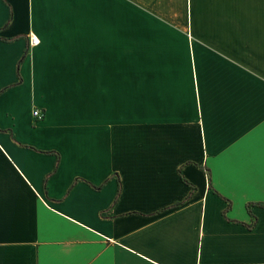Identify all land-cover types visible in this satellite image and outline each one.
Segmentation results:
<instances>
[{
  "label": "crops",
  "instance_id": "1",
  "mask_svg": "<svg viewBox=\"0 0 264 264\" xmlns=\"http://www.w3.org/2000/svg\"><path fill=\"white\" fill-rule=\"evenodd\" d=\"M259 203L264 0H0V264H264Z\"/></svg>",
  "mask_w": 264,
  "mask_h": 264
},
{
  "label": "rangeland",
  "instance_id": "2",
  "mask_svg": "<svg viewBox=\"0 0 264 264\" xmlns=\"http://www.w3.org/2000/svg\"><path fill=\"white\" fill-rule=\"evenodd\" d=\"M145 26H146L145 20L144 19L138 20L136 17V12L132 10V12H130V18H129V44H130L129 54L130 55L135 53V51H132V49L135 48L139 39L141 38L143 40L144 38L146 40V38L149 36L147 34H143L142 32ZM30 44L31 43L29 42V45Z\"/></svg>",
  "mask_w": 264,
  "mask_h": 264
},
{
  "label": "trees",
  "instance_id": "3",
  "mask_svg": "<svg viewBox=\"0 0 264 264\" xmlns=\"http://www.w3.org/2000/svg\"><path fill=\"white\" fill-rule=\"evenodd\" d=\"M26 52H27V49L24 50V52H23L21 58L19 59V61H18V67H19L20 63L23 61V59H24V57H25V55H26ZM200 168H201V169L204 171V173L206 174V179H207L208 185H209V187H211V179H210V172H209V169L206 168L205 166H202V165H200ZM182 180H183L184 182H186L187 184H190V183L187 182L185 179L182 178ZM118 182H119V181H118ZM90 185H91L94 189H99V188L101 187L100 185H98V186H97V185H93V184H90ZM119 191H120V184L118 185V189H117V194H116L115 200L117 199V197H118V195H119ZM193 191H194V187L191 186V191H190V193H189V195H188V198L190 197V195L192 194ZM181 203H182V202H177V203L173 204L172 206H170L169 208H174V207L180 205ZM259 205L264 206V203H259ZM249 206H250V204L247 203V204H246V207H247L248 212H250ZM229 207H230V201H229V204H228V207H227V208H229ZM251 217H252L251 223L253 224L254 221H255V217H254L252 214H251ZM233 221H236V220H233ZM243 224L246 225V226H248V227L251 226V224H245V223H243Z\"/></svg>",
  "mask_w": 264,
  "mask_h": 264
},
{
  "label": "built area",
  "instance_id": "4",
  "mask_svg": "<svg viewBox=\"0 0 264 264\" xmlns=\"http://www.w3.org/2000/svg\"><path fill=\"white\" fill-rule=\"evenodd\" d=\"M29 42L31 44H35L37 42V40L35 39V37H30ZM32 114H33V116H34V118L36 120H40L44 116V113L40 109H38V108H33Z\"/></svg>",
  "mask_w": 264,
  "mask_h": 264
}]
</instances>
